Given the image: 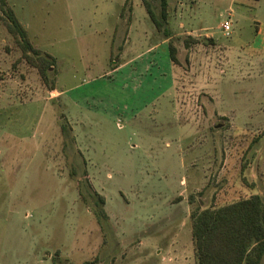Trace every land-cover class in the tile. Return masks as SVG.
<instances>
[{
	"label": "rangeland",
	"instance_id": "1",
	"mask_svg": "<svg viewBox=\"0 0 264 264\" xmlns=\"http://www.w3.org/2000/svg\"><path fill=\"white\" fill-rule=\"evenodd\" d=\"M4 1L0 264H195L192 213L252 195L264 202V53L250 50L264 44V0H167L174 88L135 122L155 114V158L169 155L171 162L157 173L136 126L122 115L167 86L163 61L158 53L149 72L142 61L111 72L129 24H148L149 43L165 41L141 2ZM150 1L158 15V1ZM8 9L31 46L55 58L48 85L21 59L6 29ZM113 24L117 40L110 47ZM52 80L56 92H49ZM177 144L184 169L178 152L170 156ZM167 169V203H150L154 175ZM99 210L106 216L101 224ZM148 236L158 238L154 246Z\"/></svg>",
	"mask_w": 264,
	"mask_h": 264
},
{
	"label": "trees",
	"instance_id": "2",
	"mask_svg": "<svg viewBox=\"0 0 264 264\" xmlns=\"http://www.w3.org/2000/svg\"><path fill=\"white\" fill-rule=\"evenodd\" d=\"M139 1L155 31L169 40V58L176 64L175 49L170 42L171 34L166 28L168 1L157 0L158 15L150 0ZM4 3L2 0V5ZM7 18V32L19 48L21 59L36 69L43 84L48 85V73L56 67L55 58L31 46L26 30L10 9L7 10ZM192 42L196 43L194 40ZM55 90L52 80L49 92ZM61 132L68 136L64 125L61 126ZM100 202L104 204L102 198ZM96 216L99 224L102 219L106 221L102 210ZM190 218L195 264H260L264 255V202L260 196L252 195L215 209L205 208L192 213Z\"/></svg>",
	"mask_w": 264,
	"mask_h": 264
},
{
	"label": "crops",
	"instance_id": "3",
	"mask_svg": "<svg viewBox=\"0 0 264 264\" xmlns=\"http://www.w3.org/2000/svg\"><path fill=\"white\" fill-rule=\"evenodd\" d=\"M128 31L126 33V38L122 41V45H123V49L121 51V53H118V58H119V63H115L113 62V66H111V72L114 73H119L123 70H125L126 68L130 67L132 64L138 62V61H142V68L141 70L146 72V71H150V67H152L153 64H156L155 59L152 60L151 57H153V55H156L159 53V59L161 61H163V66L165 68V72L163 71H158V72H163V76H165V78L167 79V86L165 88L162 89V91H160V93L154 97L150 102L145 103L144 105H141L139 107L136 108L135 112L133 113H127L122 115V117L127 120V122L130 123V125L132 126H136L134 129V134L136 135V137L138 138L139 142L144 143L148 146V150L146 149L145 154H147L149 156V159L153 156L154 158L152 160H150V166L153 167L154 171H152L153 173H157L159 171V167H162L161 164H166V163H171L169 161V155L166 157L164 154H162V158L159 161L157 158L158 155L157 153H155L153 151L154 147L156 146V144H154L157 141V136L156 134L152 133L151 130V124H153L154 122V113H152L151 116H149V121L146 122L144 121L143 126L142 124H135V122L137 121V118H139V116L141 114H143L144 112H147V110L150 108H152L153 106H155V104L157 103V101L159 99H161L162 97H164L167 93H169L171 90H173L174 88V79H175V66L174 63H172L170 61L169 58V51H168V44L167 41H161L158 43H149V37L151 35V33H153L152 29H148V24H129V26H127ZM117 24H113L112 27V40L110 42V47H112V44L116 43L117 40ZM262 34V31H256V37L260 36ZM250 50L255 51V52H262L264 53V44L262 46H257L254 47L251 46ZM111 53V51H110ZM152 60V61H151ZM163 67L161 64L158 63L157 61V66ZM56 92V90H55ZM170 105V104H168ZM167 105V106H168ZM171 106V105H170ZM91 110H93L91 108ZM157 110V109H156ZM98 112V111H97ZM168 124L166 123V126ZM176 143H179V141ZM166 146H168L166 144ZM180 145L177 144V149L176 151H173L172 154H170V156H174L175 152H178V156L175 154V158H178L176 161L179 163V166L184 169L185 165H184V161H182V153L181 150H179ZM153 147V148H152ZM132 150H135L139 147H137L136 145H132L130 147ZM151 156V157H150ZM158 160V161H157ZM133 172L136 173L137 169L134 170ZM165 175L161 178H156V176L154 175L155 178L153 179H157L156 180V184L154 183V187L152 189H155L156 194L154 197H149L150 203L157 201L159 202V205H165L166 202V198L164 193H166V189H168L171 185H168V182L170 181L171 176L168 174H172L170 169H167L163 172ZM185 181V180H184ZM184 181L180 180V183L183 184ZM165 183V184H164ZM165 190V191H164ZM104 197V196H103ZM132 197H134V199L137 200V197L135 196V194L132 195ZM161 200H164L163 203ZM129 202V201H128ZM151 218H155V217H151ZM151 225V224H149ZM145 241H147V243L149 244H156L158 241L157 237H146ZM141 244H143V242H141ZM154 246V245H153Z\"/></svg>",
	"mask_w": 264,
	"mask_h": 264
},
{
	"label": "built area",
	"instance_id": "4",
	"mask_svg": "<svg viewBox=\"0 0 264 264\" xmlns=\"http://www.w3.org/2000/svg\"><path fill=\"white\" fill-rule=\"evenodd\" d=\"M222 30H223L224 36L228 37L229 36V32H230V25H229L228 22H224L222 24Z\"/></svg>",
	"mask_w": 264,
	"mask_h": 264
}]
</instances>
